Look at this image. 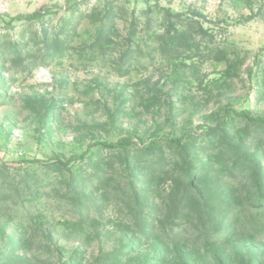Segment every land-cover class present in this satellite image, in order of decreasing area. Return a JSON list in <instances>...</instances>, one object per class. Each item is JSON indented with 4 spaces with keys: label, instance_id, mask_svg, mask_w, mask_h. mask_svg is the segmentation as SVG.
Segmentation results:
<instances>
[{
    "label": "rangeland",
    "instance_id": "obj_1",
    "mask_svg": "<svg viewBox=\"0 0 264 264\" xmlns=\"http://www.w3.org/2000/svg\"><path fill=\"white\" fill-rule=\"evenodd\" d=\"M243 110L264 0H0V264H264Z\"/></svg>",
    "mask_w": 264,
    "mask_h": 264
},
{
    "label": "trees",
    "instance_id": "obj_2",
    "mask_svg": "<svg viewBox=\"0 0 264 264\" xmlns=\"http://www.w3.org/2000/svg\"><path fill=\"white\" fill-rule=\"evenodd\" d=\"M237 114L239 115H243V116H246V117H249L251 118L252 120H258V121H261L264 123V118L263 117H257V116H253L250 114V112L248 111H239ZM98 143L100 144H103L105 145L106 147H110V148H116V147H119L121 145H124V144H127V139L125 138H120L118 139L117 141H113V142H103V141H99ZM86 153H82V154H77L75 156H73L71 158V160L73 159H77V158H80V157H83ZM58 161L62 164H68L70 161H65L64 159H61L59 158Z\"/></svg>",
    "mask_w": 264,
    "mask_h": 264
}]
</instances>
